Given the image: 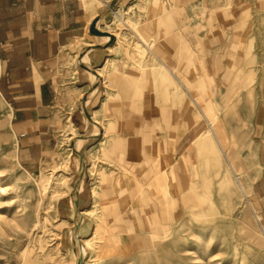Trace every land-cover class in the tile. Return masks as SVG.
Here are the masks:
<instances>
[{
	"label": "crops",
	"instance_id": "1",
	"mask_svg": "<svg viewBox=\"0 0 264 264\" xmlns=\"http://www.w3.org/2000/svg\"><path fill=\"white\" fill-rule=\"evenodd\" d=\"M260 13L264 0H146L138 32L184 99L152 69L124 73L109 89L91 80L89 70L108 60V41L90 35L99 8L86 0H0V86L18 162L39 173L64 131L83 142L78 151H101L99 177L80 185L78 204L99 215L104 258L146 250L196 198L195 143L240 88L249 26ZM83 40L88 44L80 48ZM189 100L202 116L198 124ZM233 102L242 154L253 150L261 167L252 191L264 215V95ZM98 113L103 124L93 121L99 132L90 133L89 117Z\"/></svg>",
	"mask_w": 264,
	"mask_h": 264
},
{
	"label": "rangeland",
	"instance_id": "2",
	"mask_svg": "<svg viewBox=\"0 0 264 264\" xmlns=\"http://www.w3.org/2000/svg\"><path fill=\"white\" fill-rule=\"evenodd\" d=\"M86 1L99 8L90 35L101 37L97 43L108 41V60L89 70L92 81L109 89L124 73L142 75L152 69L167 91L187 97L138 32L146 0ZM117 14L126 23L116 39L111 34L116 32ZM249 39L240 88L225 98L228 103L218 106L219 117L209 121L207 131L195 143L201 173L194 185L196 199L168 219L164 233L153 237L150 247L126 259L101 257L93 250L94 240L89 248L83 245L93 238L101 220L96 210L80 215L85 209L78 204V193L87 178L99 177L101 151L83 148L80 152V138L60 132L54 154L42 170L35 175L27 172L18 162L8 117L11 111L0 86V264H264V215L252 191L261 167L253 150L242 154L245 137L237 129L241 122L233 102L244 96L256 101L264 95V13L250 23ZM87 44L86 40L77 43L80 48ZM189 104L193 122L198 124L202 116L190 100ZM93 115L89 131L98 133L95 122L103 124L101 113ZM209 131H214L220 143L221 158L213 154L215 141L207 138ZM223 180L228 185L222 186Z\"/></svg>",
	"mask_w": 264,
	"mask_h": 264
},
{
	"label": "bare ground",
	"instance_id": "3",
	"mask_svg": "<svg viewBox=\"0 0 264 264\" xmlns=\"http://www.w3.org/2000/svg\"><path fill=\"white\" fill-rule=\"evenodd\" d=\"M92 1V0H91ZM99 19V18H98ZM104 19V18H103ZM101 20V19H100ZM123 23H126L125 21L123 22V19H122V17H120L118 14H117V16H116V21H114L113 22V24H117L116 25V32L115 33H112L111 35L114 37V38H118L119 36H120V33H118V32H120L121 30H122V28H121V25L123 24ZM110 27V26H109ZM98 29H101L100 28V26H98ZM110 39H112V38H110ZM105 67H106V65H105ZM104 67V68H105ZM98 76V75H97ZM99 78H101V76L99 75V77H96V79L98 80ZM197 92V91H196ZM10 116H11V112H10V114H9V119H10ZM208 137V139H210L212 142H216V145H215V142H214V150H213V154L217 157V158H221V154H222V150L220 149V143H219V141H218V139H217V137H216V135H215V133H214V131H209V132H207V134H206ZM206 137V136H205ZM214 139V140H213ZM81 144H82V142H81ZM229 170H230V173H233V170H231V167L229 168ZM82 173V172H81ZM234 174V173H233ZM221 185L222 186H226V185H228L227 184V181L226 180H223L222 181V183H221ZM99 195V194H98ZM199 195V194H198ZM99 197V196H98ZM196 199V198H195ZM202 206V205H201ZM91 212L92 211H85V212H83V213H81L80 215L81 216H85V214L86 213H88V214H91ZM103 230H104V228H103V224L102 223H100L99 225H97V227H96V230H95V233H94V236H93V238L92 239H90V240H86L85 242H83V245L85 246V248L86 247H88V245L89 244H91V241L92 240H94L95 242H94V248H93V250H95L96 251V253H100L101 254V257H103L102 256V253H103V249H102V247H98V235L99 234H101L102 232H103ZM161 243V242H160ZM106 245V244H105ZM95 246H97V247H95ZM104 246V245H103ZM89 248V247H88ZM101 248V249H100ZM105 248H106V246H105ZM71 256V258L74 256L73 254H71L70 255ZM235 257H236V254L234 255V260H235ZM233 260V259H232ZM233 260V261H234Z\"/></svg>",
	"mask_w": 264,
	"mask_h": 264
}]
</instances>
